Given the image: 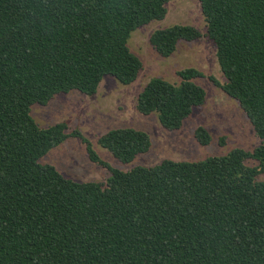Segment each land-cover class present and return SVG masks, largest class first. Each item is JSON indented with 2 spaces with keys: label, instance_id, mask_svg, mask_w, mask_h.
<instances>
[{
  "label": "trees",
  "instance_id": "obj_1",
  "mask_svg": "<svg viewBox=\"0 0 264 264\" xmlns=\"http://www.w3.org/2000/svg\"><path fill=\"white\" fill-rule=\"evenodd\" d=\"M170 1L0 0V264H264V0H199L204 30L174 24L149 38L163 56L180 40L214 42L225 81L208 78L247 114L260 138L253 150L122 170L66 122L41 127L31 114L59 93L95 96L107 75L135 81L143 62L128 42L164 19ZM178 74L152 78L137 99L168 130L206 101L194 81L202 71ZM71 135L107 168L106 180L76 181L40 161ZM196 138L212 140L203 126ZM99 143L123 163L151 145L134 128L111 129Z\"/></svg>",
  "mask_w": 264,
  "mask_h": 264
},
{
  "label": "rangeland",
  "instance_id": "obj_2",
  "mask_svg": "<svg viewBox=\"0 0 264 264\" xmlns=\"http://www.w3.org/2000/svg\"><path fill=\"white\" fill-rule=\"evenodd\" d=\"M167 7L164 19L153 20L139 27L128 42L130 50L143 62V69L135 81L123 84L107 75L93 97L79 90H71L57 94L46 105L33 104L31 114L37 124L49 127L66 122L69 132L78 130L83 133L102 160L122 170L140 165H156L164 159L202 160L227 154L234 148L253 150L258 146L260 138L240 103L208 78L211 74L225 81L216 46L210 38L180 40L170 56H163L153 48L149 38L156 29L174 24L205 29L199 0H171ZM187 68L204 73L205 76L195 77L194 81L205 89L206 101L193 109L181 128L168 130L160 123L157 112L144 114L138 110V95L155 77L179 82L181 77L178 72ZM199 126L205 127L211 134L212 140L207 145L196 138ZM115 128H134L147 132L150 148L129 163L121 162L99 143L102 135ZM222 138L225 139L224 143ZM40 161L54 165L66 178L80 182L103 181L108 176L107 168L91 159L86 143L73 135L49 150Z\"/></svg>",
  "mask_w": 264,
  "mask_h": 264
}]
</instances>
